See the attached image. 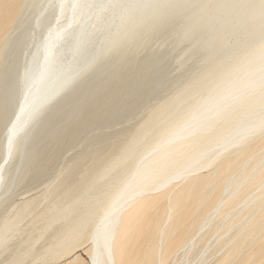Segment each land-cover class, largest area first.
Here are the masks:
<instances>
[{"label": "bare ground", "instance_id": "obj_1", "mask_svg": "<svg viewBox=\"0 0 264 264\" xmlns=\"http://www.w3.org/2000/svg\"><path fill=\"white\" fill-rule=\"evenodd\" d=\"M40 1L0 0V264H264V0Z\"/></svg>", "mask_w": 264, "mask_h": 264}, {"label": "rangeland", "instance_id": "obj_2", "mask_svg": "<svg viewBox=\"0 0 264 264\" xmlns=\"http://www.w3.org/2000/svg\"><path fill=\"white\" fill-rule=\"evenodd\" d=\"M39 5L40 6H43L44 7V5H45V2H44V0H41L40 2H39ZM52 17V14H50V19L49 20H47V21H44L42 24H41V27H40V29L41 30H37V31H35V32H33V33H30V35H29V39H28V41H26L25 42V45H24V57H28V56H30L31 55V53L33 52V50H34V48H35V45L43 38L42 36H43V33L45 32V31H47V29H48V27H49V25L51 24V22L53 21V18H51ZM31 19V18H30ZM61 23V22H60ZM28 26H30V24H25V27H28ZM27 29V31L28 30H30L29 29V27L28 28H26ZM18 41V39L14 42V43H12L11 45H8V48L10 49L11 48V53L10 54H8L9 55V61L7 62V64L9 65V62L11 61V57H12V50H13V47L16 45V42ZM9 43V42H8ZM161 44V45H160ZM167 45V46H166ZM160 48H159V47ZM185 46V45H184ZM184 46L182 47V46H179L178 48L179 49H176V50H174V52L173 53H175V52H177L178 50H180L181 48H184ZM169 47V48H168ZM144 49L142 50V52H141V54H139V55H137V58H135V62L134 63H136L137 64V66H139L140 68H143V66L141 67V65H144L145 63H144V59H145V57L149 54H154L155 52H160V51H164V50H171L172 49V47H171V45H170V43L169 42H167V43H165V44H163V42L160 40V39H156L150 46H147V47H143ZM150 48V49H149ZM171 48V49H170ZM155 49V50H154ZM139 52H140V50H139ZM147 54V55H146ZM156 54H158V53H156ZM148 55V56H149ZM5 59V58H4ZM137 59V60H136ZM140 59V60H139ZM143 59V60H142ZM173 59V57L171 58V59H167L166 61L164 60L163 61V64L166 62L167 64L166 65H168L169 66V64H170V66L169 67H167V68H169L170 69V67H171V70H173L174 68L176 69V67L178 68V66H176L177 65V63H176V65H174L173 64V62H174V60H172ZM114 60H116V57H114V59L112 60V61H109V63L108 64H110V63H113V61ZM170 60V61H169ZM139 61V62H138ZM172 61V62H171ZM22 62V61H21ZM140 62H141V65H139L140 64ZM172 64H171V63ZM175 63V62H174ZM108 64H107V66H106V68H105V70L98 76H95L90 82H89V84H88V87L87 88H85V89H83V90H85V92L78 98V99H76V100H74V101H72V103H73V107H72V109H71V111H70V113H73V112H75V111H79V110H83V111H85V112H91V111H93L94 109H93V106H90V105H88V103H89V101H91V100H96L98 97H99V95L102 93V91L103 90H97L95 87H93V85L95 84V83H97V82H99V83H102L106 78H100V76L101 75H103V74H105V72H106V70H107V67H108ZM136 64H133V65H136ZM173 65V66H172ZM176 71V70H175ZM178 71V70H177ZM176 71V72H177ZM175 72V73H176ZM175 73H173V74H175ZM7 74H8V69H6V75H5V72H4V82L6 81V83L8 84V80H7ZM173 74H171V75H173ZM99 78H100V80H102V81H99ZM115 79H117V78H115ZM82 90V91H83ZM71 100H73V99H71ZM70 100V101H71ZM133 124H134V122H131L130 123V125L128 126V124H127V126H128V128L129 127H131V126H133ZM124 126H126V125H124ZM47 142H45V140H44V142H43V144H46ZM81 255H82V257L84 258V259H86V256L84 255V254H82V252H79Z\"/></svg>", "mask_w": 264, "mask_h": 264}, {"label": "water", "instance_id": "obj_3", "mask_svg": "<svg viewBox=\"0 0 264 264\" xmlns=\"http://www.w3.org/2000/svg\"><path fill=\"white\" fill-rule=\"evenodd\" d=\"M66 2H67L66 0H62L60 2V4H59L60 11L62 10L63 6H65ZM73 3L75 4L76 1L74 0ZM74 4H73V11L75 10ZM72 27H73V25H72ZM72 27H70V30L72 29ZM68 38L62 36L58 41H56L57 45L54 47V49L52 50V53L49 57V62H53V65L51 66L52 67V74H51V79H50V83H53V87H50V91L54 92L56 90V92H59L61 95L64 93V89H66L70 85V82H68L62 88L61 87L58 88L57 83L59 81L61 82L62 80H65L64 76L70 71V67L69 66L68 67H61L60 66V62L58 61V59H59L61 54H60V50H58V49L61 45L66 43V39H68ZM79 38H80V35H78L76 40H72V43H74L73 47L75 48L76 51L84 52V49H81V48H84V46L81 44V41H79ZM72 53H73V56H75L74 51H72ZM83 55H85V54L83 53ZM73 63H77L76 59H74ZM224 98H226V96ZM217 104H218V102H217ZM204 114H206V112H204ZM201 116L202 115H199V117H201ZM92 263L95 264L96 262L93 260Z\"/></svg>", "mask_w": 264, "mask_h": 264}]
</instances>
